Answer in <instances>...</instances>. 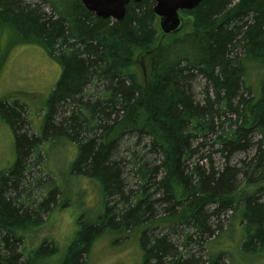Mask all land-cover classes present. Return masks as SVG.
Here are the masks:
<instances>
[{"label": "trees", "instance_id": "trees-1", "mask_svg": "<svg viewBox=\"0 0 264 264\" xmlns=\"http://www.w3.org/2000/svg\"><path fill=\"white\" fill-rule=\"evenodd\" d=\"M154 6L131 2L114 20L82 0H0V34L13 27L61 66L41 131L26 127L25 104L0 101L16 155L0 171V264H54L57 239L30 234L72 204L55 178L60 146L80 192L87 176L98 197L61 264H84L98 237L137 228L142 264H264V0H203L167 35ZM31 159L47 177H34L40 201L21 194Z\"/></svg>", "mask_w": 264, "mask_h": 264}, {"label": "rangeland", "instance_id": "rangeland-1", "mask_svg": "<svg viewBox=\"0 0 264 264\" xmlns=\"http://www.w3.org/2000/svg\"><path fill=\"white\" fill-rule=\"evenodd\" d=\"M183 23L192 22V18L181 11ZM157 23L159 24V17ZM161 39L159 32L155 44ZM0 101L7 100L10 103L19 101L24 105L27 126L32 132L41 131L40 124L46 109V101L61 74L59 62L52 58L47 51L37 43L23 42L15 29L11 26L5 27L0 34ZM260 82V80L258 81ZM205 80L200 78L195 86V95L198 100H202V89ZM123 143L120 156L128 161L130 151L128 144ZM15 136L10 125L0 114V171L11 166L15 161ZM141 149V154L146 152L143 145L137 146ZM68 152L64 153L63 147H58L53 153L54 159H58L55 178L62 186L65 193L70 196L72 204L61 211L56 210L51 214L49 222L44 223L42 228L31 231V240L34 238L41 241L46 237L55 238L58 241L59 253L54 264H61L63 255L73 236L76 228V219L85 214L93 217L96 201L98 197L94 195L93 183L87 176H83L84 185L91 190L80 192L75 179L70 178L65 171L64 158ZM244 158V154H238L236 161ZM217 165H221L223 160L219 154L214 156ZM31 159L28 165L32 166L31 172L21 184L22 198L32 201L41 200V190L36 186L35 176L45 179L42 172V165ZM47 178V177H46ZM124 178L129 188H135L137 178L130 167L125 168ZM32 182V184H30ZM24 188V189H23ZM29 195V196H28ZM120 206V205H119ZM44 220L47 216L43 215ZM157 232H160L158 230ZM140 229L128 230L126 232H106L98 237L86 257L84 264H142V250L140 246Z\"/></svg>", "mask_w": 264, "mask_h": 264}, {"label": "water", "instance_id": "water-1", "mask_svg": "<svg viewBox=\"0 0 264 264\" xmlns=\"http://www.w3.org/2000/svg\"><path fill=\"white\" fill-rule=\"evenodd\" d=\"M142 0H82L84 6L102 18L123 20L131 2ZM203 0H155L154 11L159 17V25L163 34L178 31L183 24L181 11L192 10Z\"/></svg>", "mask_w": 264, "mask_h": 264}]
</instances>
